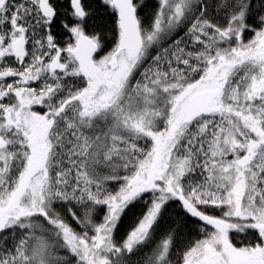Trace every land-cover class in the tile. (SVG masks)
Returning <instances> with one entry per match:
<instances>
[{
  "label": "snow or ice",
  "instance_id": "snow-or-ice-1",
  "mask_svg": "<svg viewBox=\"0 0 264 264\" xmlns=\"http://www.w3.org/2000/svg\"><path fill=\"white\" fill-rule=\"evenodd\" d=\"M0 264H264V0H0Z\"/></svg>",
  "mask_w": 264,
  "mask_h": 264
},
{
  "label": "trees",
  "instance_id": "trees-1",
  "mask_svg": "<svg viewBox=\"0 0 264 264\" xmlns=\"http://www.w3.org/2000/svg\"><path fill=\"white\" fill-rule=\"evenodd\" d=\"M147 2H148V4H149V6H151L152 4H154V2H155V0H147ZM151 10V7H149V8H146L144 11L145 12H148V11H150ZM143 14V13H142ZM136 212H138L139 211V208H137L136 210H135ZM131 213L129 214V217H131ZM128 223V220L126 219L125 220V224H127ZM188 229L189 230H191L190 231V235L191 236H195L196 235V225L194 224V223H190L189 225H188Z\"/></svg>",
  "mask_w": 264,
  "mask_h": 264
}]
</instances>
